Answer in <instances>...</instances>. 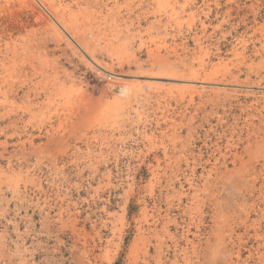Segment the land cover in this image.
Segmentation results:
<instances>
[{
  "label": "rangeland",
  "instance_id": "obj_1",
  "mask_svg": "<svg viewBox=\"0 0 264 264\" xmlns=\"http://www.w3.org/2000/svg\"><path fill=\"white\" fill-rule=\"evenodd\" d=\"M0 264H264V0H0Z\"/></svg>",
  "mask_w": 264,
  "mask_h": 264
},
{
  "label": "bare ground",
  "instance_id": "obj_2",
  "mask_svg": "<svg viewBox=\"0 0 264 264\" xmlns=\"http://www.w3.org/2000/svg\"><path fill=\"white\" fill-rule=\"evenodd\" d=\"M59 28V27H58ZM69 35V34H68ZM110 74H108V76L112 77V78H118V79H122V77H120L119 75H111L112 72L106 71ZM113 74V73H112ZM124 79V78H123ZM122 81V80H121ZM112 89L114 91H116L119 95L124 96L129 92V88L128 85L125 83H119V84H112L111 85Z\"/></svg>",
  "mask_w": 264,
  "mask_h": 264
}]
</instances>
